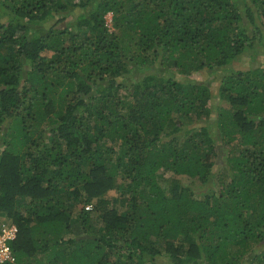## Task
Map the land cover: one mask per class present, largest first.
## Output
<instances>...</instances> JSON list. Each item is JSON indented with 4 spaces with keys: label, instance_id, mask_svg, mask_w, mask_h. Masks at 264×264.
Masks as SVG:
<instances>
[{
    "label": "trees",
    "instance_id": "obj_1",
    "mask_svg": "<svg viewBox=\"0 0 264 264\" xmlns=\"http://www.w3.org/2000/svg\"><path fill=\"white\" fill-rule=\"evenodd\" d=\"M259 44L264 0H0V264H264Z\"/></svg>",
    "mask_w": 264,
    "mask_h": 264
},
{
    "label": "rangeland",
    "instance_id": "obj_2",
    "mask_svg": "<svg viewBox=\"0 0 264 264\" xmlns=\"http://www.w3.org/2000/svg\"><path fill=\"white\" fill-rule=\"evenodd\" d=\"M106 18H109V13L106 15ZM50 53V52H48ZM264 63V46L259 44L254 47V49H247L244 52H242L239 56H237L229 65L230 68H248V67H255L257 65ZM223 67L216 68L214 70H204V71H197L194 72L191 76L197 78V79H207L211 81L210 87L212 90V94L214 97V102H219L220 104H223L226 102L225 100H218L217 97V85L219 78L221 77L220 74H222ZM225 72V71H224ZM223 72V73H224ZM218 164H221L224 162L223 155L220 154V156L217 158ZM177 178H180L181 180L187 181L185 177L180 175H175ZM183 177V178H182ZM185 178V179H184ZM198 184V183H197ZM108 194L116 195V190L111 189L109 190ZM4 218L0 219V222L3 221ZM157 260H160L159 258Z\"/></svg>",
    "mask_w": 264,
    "mask_h": 264
},
{
    "label": "built area",
    "instance_id": "obj_3",
    "mask_svg": "<svg viewBox=\"0 0 264 264\" xmlns=\"http://www.w3.org/2000/svg\"><path fill=\"white\" fill-rule=\"evenodd\" d=\"M107 18L109 23L111 18ZM89 207V206H88ZM17 227L13 222L3 220L0 222V262H7L13 260V255L9 246V240L13 239L16 235Z\"/></svg>",
    "mask_w": 264,
    "mask_h": 264
}]
</instances>
